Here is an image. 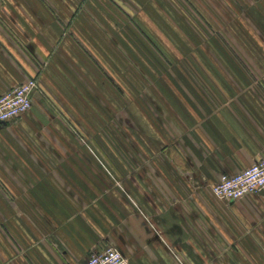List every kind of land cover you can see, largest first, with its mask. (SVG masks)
Here are the masks:
<instances>
[{
	"label": "crops",
	"instance_id": "1",
	"mask_svg": "<svg viewBox=\"0 0 264 264\" xmlns=\"http://www.w3.org/2000/svg\"><path fill=\"white\" fill-rule=\"evenodd\" d=\"M0 264H264V0H0Z\"/></svg>",
	"mask_w": 264,
	"mask_h": 264
},
{
	"label": "built area",
	"instance_id": "2",
	"mask_svg": "<svg viewBox=\"0 0 264 264\" xmlns=\"http://www.w3.org/2000/svg\"><path fill=\"white\" fill-rule=\"evenodd\" d=\"M39 88L38 80L28 78L20 85L0 95V123H8L31 110L33 94ZM264 189V160L234 174L224 173L212 186L218 199L238 200ZM87 264H131L123 253L112 246L89 255Z\"/></svg>",
	"mask_w": 264,
	"mask_h": 264
}]
</instances>
